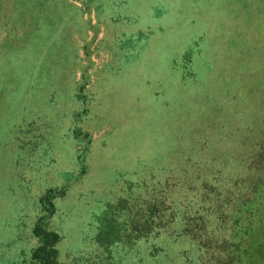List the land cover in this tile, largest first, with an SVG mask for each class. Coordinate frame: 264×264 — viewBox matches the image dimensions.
<instances>
[{
	"label": "rangeland",
	"instance_id": "obj_1",
	"mask_svg": "<svg viewBox=\"0 0 264 264\" xmlns=\"http://www.w3.org/2000/svg\"><path fill=\"white\" fill-rule=\"evenodd\" d=\"M263 220L264 0H0V264H253Z\"/></svg>",
	"mask_w": 264,
	"mask_h": 264
},
{
	"label": "trees",
	"instance_id": "obj_2",
	"mask_svg": "<svg viewBox=\"0 0 264 264\" xmlns=\"http://www.w3.org/2000/svg\"><path fill=\"white\" fill-rule=\"evenodd\" d=\"M190 59L194 61V57H190ZM223 121H226V119H224ZM263 223H264V220L261 222V224H263ZM257 240H258V243H257L258 245L256 247H259L260 248L259 251H253L252 252L251 250H249V251L246 250L245 251V254L248 253L247 255H250V254H254L255 255V257L253 259V264H264V248H263V246H264V231H263V234L262 235L258 236ZM153 246H155V245H152L150 247V249H151L150 253L151 254L154 255L155 253H161V251H163L162 248H159V247L155 246L157 248V250L154 251V252H152V247ZM248 247L251 248V245L248 246Z\"/></svg>",
	"mask_w": 264,
	"mask_h": 264
}]
</instances>
